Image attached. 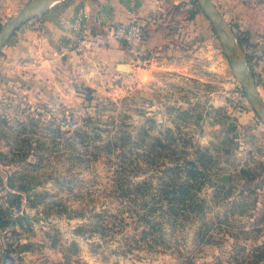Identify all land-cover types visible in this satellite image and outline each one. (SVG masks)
Here are the masks:
<instances>
[{"label":"rangeland","instance_id":"rangeland-1","mask_svg":"<svg viewBox=\"0 0 264 264\" xmlns=\"http://www.w3.org/2000/svg\"><path fill=\"white\" fill-rule=\"evenodd\" d=\"M39 1L0 0V30ZM195 1L170 66L38 75L9 48L41 13L0 49V206L20 194L28 216L0 229V264H264V113ZM209 1L264 102V47L232 17L264 0Z\"/></svg>","mask_w":264,"mask_h":264},{"label":"crops","instance_id":"crops-1","mask_svg":"<svg viewBox=\"0 0 264 264\" xmlns=\"http://www.w3.org/2000/svg\"><path fill=\"white\" fill-rule=\"evenodd\" d=\"M182 2L183 0H64L26 23L21 28L14 46L9 48V53L22 57L24 55L20 52H24L26 58L33 57L34 60L25 63L24 68L33 70L38 75L47 72L58 73L60 70L78 74L92 84L103 80L102 78H121L129 75L128 72L119 70L120 65L130 66L131 74L137 73L144 66H156L158 60L163 61L161 64L167 63L170 66L172 62L166 57V52L174 49L171 42L178 38L177 34L172 35L171 29L176 33L178 30L175 28L181 26ZM230 2L231 0H228V3ZM80 7H85L93 19L92 48L85 55H78L69 46L72 20ZM134 8L146 25V51L149 61L147 64L134 62L125 45L117 42L110 32L115 25L129 23ZM254 10L257 12H233L235 15L232 17L237 16L243 29L247 28L251 35L259 37L256 41L254 37L253 43L264 47V29L258 30L259 25L255 23L257 13L264 19L263 7ZM227 16L230 17V13H227ZM197 17L201 19L200 14ZM91 75L93 76L90 77Z\"/></svg>","mask_w":264,"mask_h":264},{"label":"built area","instance_id":"built-area-1","mask_svg":"<svg viewBox=\"0 0 264 264\" xmlns=\"http://www.w3.org/2000/svg\"><path fill=\"white\" fill-rule=\"evenodd\" d=\"M93 19L85 7L76 11L72 24L69 46L78 55L87 54L92 48ZM113 38L125 45L132 60L138 64H147L146 25L136 8L131 12L127 24L115 25L110 29Z\"/></svg>","mask_w":264,"mask_h":264},{"label":"water","instance_id":"water-1","mask_svg":"<svg viewBox=\"0 0 264 264\" xmlns=\"http://www.w3.org/2000/svg\"><path fill=\"white\" fill-rule=\"evenodd\" d=\"M44 0L42 1H39V2H34L32 4H30L27 8L24 9V11L22 12L21 14V17L17 20H15L12 24H10V29L8 31V34L6 36V38L3 40L2 44L0 45V49L7 43V41L12 37L13 33L15 32L16 29H18L19 27H21L22 25H24L31 17H35L36 15H38L39 13H44L46 12L47 10L49 9H46V10H43L39 13H36V14H28L29 10H31L32 7H34L36 4H39V3H42ZM201 6V8L205 10V14L207 16H209L215 26V28L217 29V31L219 32L220 36L222 35V27L216 23V21H214V19L211 17L210 15V9H213L214 11H216V13L222 18V20L224 21L222 15L219 13V11L213 7L212 3L209 1V0H197ZM30 15V16H29ZM7 28V26H6ZM5 28V30H6ZM4 29L0 31V33L4 32L5 31ZM227 30H228V34L230 35V37H232L233 39L234 36L232 34V32L228 29L227 27ZM222 37V36H221ZM224 41V40H223ZM236 41V39H235ZM225 43V42H224ZM225 47H226V50L227 52L230 54V57L233 59H235V55L233 54V50L231 48L228 49L227 45L225 44ZM242 59V58H241ZM234 67L235 66V62H234ZM119 70L122 71V72H129L131 69H130V66H127V65H120L119 67ZM247 70V69H246ZM250 73V72H249ZM251 75V74H250ZM252 77V75H251ZM253 79V77H252ZM244 84V86L246 87V91H247V94L249 95L250 99L257 102V105L259 106V108L263 111L264 113V102L261 100V98L258 96L257 92H256V89L255 87L253 89H251L250 87V84L248 83H245V82H242ZM258 112L260 113V111L258 110ZM261 114V113H260ZM223 181L225 183H228L230 181V177L228 175H226L224 178H223Z\"/></svg>","mask_w":264,"mask_h":264},{"label":"bare ground","instance_id":"bare-ground-1","mask_svg":"<svg viewBox=\"0 0 264 264\" xmlns=\"http://www.w3.org/2000/svg\"><path fill=\"white\" fill-rule=\"evenodd\" d=\"M62 1L64 0H44L42 3L36 4L34 7H32L31 10H29L28 14L31 15V14L39 13L43 10L48 9L49 6H54ZM210 15L214 19V21H216V23H218L222 27L223 31L221 36L225 44L227 45L228 49L231 48L233 50L232 52L235 55L234 62L236 66L235 67L236 75L238 76L240 81L250 84L251 89H253L254 88L253 79L250 73L246 70L245 62H243L244 59L242 58L240 52L236 47L237 42L235 41V39L230 37V35L228 34L227 26L225 25L222 18L216 13V11L210 9ZM9 29H10V25L7 26L4 32L0 33V45L2 44L3 40L6 38Z\"/></svg>","mask_w":264,"mask_h":264},{"label":"trees","instance_id":"trees-1","mask_svg":"<svg viewBox=\"0 0 264 264\" xmlns=\"http://www.w3.org/2000/svg\"><path fill=\"white\" fill-rule=\"evenodd\" d=\"M195 2L197 4V1ZM201 13H203V11L200 5H198L196 10L191 11V17L194 18ZM1 27L2 25H0V29ZM6 197H8L5 200L7 207L0 206V229H7L12 226L24 227L25 220L28 219V216L21 212L22 195L9 191ZM28 248H30V245H22V249L26 250Z\"/></svg>","mask_w":264,"mask_h":264}]
</instances>
